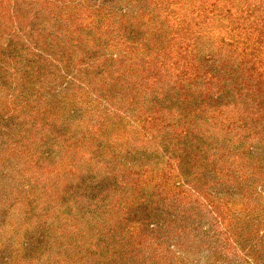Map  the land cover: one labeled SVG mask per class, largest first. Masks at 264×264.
Segmentation results:
<instances>
[{
  "label": "trees",
  "instance_id": "16d2710c",
  "mask_svg": "<svg viewBox=\"0 0 264 264\" xmlns=\"http://www.w3.org/2000/svg\"><path fill=\"white\" fill-rule=\"evenodd\" d=\"M0 141V264H264V0H0Z\"/></svg>",
  "mask_w": 264,
  "mask_h": 264
},
{
  "label": "rangeland",
  "instance_id": "374dc122",
  "mask_svg": "<svg viewBox=\"0 0 264 264\" xmlns=\"http://www.w3.org/2000/svg\"><path fill=\"white\" fill-rule=\"evenodd\" d=\"M1 153H2L1 156H3L4 158H8L10 162H8L6 165L3 166L0 165V219L1 218L5 219L4 220L5 225L2 226V228H0V260L3 259V257H5V255H7L8 253L7 252L8 246L6 245L9 242L8 236H12L18 233L20 235L24 234V237L26 238H35V237H40V235H42V233L39 232L37 229L29 230L25 232L24 229L27 225L14 227L18 224L9 221L11 219H16V218L24 219L25 208L32 206L35 202H39L41 197L38 187L31 189L28 187L29 167H26L25 164H29L28 162L30 158L29 152H0V154ZM8 168H9L8 172L10 173V175H7L5 173ZM17 168H20L24 171L21 174L18 173L17 177L13 178V176H15L16 173L12 171L13 169H17ZM5 206L7 207L10 206V208L7 207L5 208ZM12 228L16 229L17 231H14ZM156 237H157L156 235L153 236L151 235L150 239L147 238L145 239L151 240L154 238L153 240H155ZM174 247L175 245L171 246L172 249L176 248ZM162 252L176 256V253L181 252V250L179 249V251L176 250L174 252L169 253L167 249L164 248V251ZM206 253L207 251H202L200 255H190V256L187 255L188 256L187 261L190 264H213L206 260L207 258ZM141 255L143 254H137L132 258V256L129 254V256L133 260H136L137 258L141 257ZM11 264H16V262H12ZM218 264H255V263L254 262L249 263L247 261L238 262L235 259H232L230 261L227 260V262L223 261L222 263H218Z\"/></svg>",
  "mask_w": 264,
  "mask_h": 264
}]
</instances>
